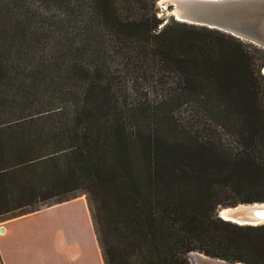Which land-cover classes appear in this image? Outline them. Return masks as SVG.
I'll return each mask as SVG.
<instances>
[{
  "label": "trees",
  "instance_id": "1",
  "mask_svg": "<svg viewBox=\"0 0 264 264\" xmlns=\"http://www.w3.org/2000/svg\"><path fill=\"white\" fill-rule=\"evenodd\" d=\"M43 3L0 0V215L83 189L104 264H264V222L216 214L264 201V48L156 0Z\"/></svg>",
  "mask_w": 264,
  "mask_h": 264
},
{
  "label": "crops",
  "instance_id": "2",
  "mask_svg": "<svg viewBox=\"0 0 264 264\" xmlns=\"http://www.w3.org/2000/svg\"><path fill=\"white\" fill-rule=\"evenodd\" d=\"M47 214L52 219L41 221ZM0 227H3L0 231V264H26L25 256L43 246L46 237L65 247L60 246L66 251L65 264H89V261L104 264L90 211L82 196L5 218L0 220Z\"/></svg>",
  "mask_w": 264,
  "mask_h": 264
},
{
  "label": "water",
  "instance_id": "3",
  "mask_svg": "<svg viewBox=\"0 0 264 264\" xmlns=\"http://www.w3.org/2000/svg\"><path fill=\"white\" fill-rule=\"evenodd\" d=\"M176 20L205 25L228 32L242 40L264 48V0H156ZM261 71L264 73V65ZM257 202L219 205L216 214L238 224L250 223L257 213L264 212ZM261 222L264 217L259 216ZM260 222V223H261ZM3 227H0V231ZM189 264H244L205 254L197 249L186 252Z\"/></svg>",
  "mask_w": 264,
  "mask_h": 264
},
{
  "label": "rangeland",
  "instance_id": "4",
  "mask_svg": "<svg viewBox=\"0 0 264 264\" xmlns=\"http://www.w3.org/2000/svg\"><path fill=\"white\" fill-rule=\"evenodd\" d=\"M32 1H33L34 4L41 5L42 7H44L43 0H32ZM156 4L159 7V14L162 17L171 16V15L166 13V9L161 8L157 2H156ZM52 10H54V8H52ZM52 13H54V12L52 11ZM262 66H261V69H262ZM263 75H264V73H263ZM147 88L148 87L144 85V89L149 90ZM135 93L136 92L134 90L130 91L129 92L130 98H133ZM213 127H215V126L212 125V129H214V131H217L218 133H221L226 140L232 141V143H236V141H235L236 136L232 135L229 130H226V129L225 130L224 129L220 130L219 127H217V128H213ZM207 132H209V129H207V128H199V134L204 135ZM247 194H249V191L241 190V191H238V192H229L227 196H228L229 199H233V198L243 197V196H245ZM74 196H82V197H84L86 199L85 191L83 189H77V190H74V191H71L69 193L63 194L60 197H56V198L51 199V200L37 202V203L31 204V205H27V206H24V207H21V208L14 209V210H12L10 212H7V213H4V214H1L0 215V220H3L5 218L11 217V216H15V215H18V214H23V213H26V212H30V211H32L34 209L36 210V209L45 207V206L51 204L52 202H54V201H56L58 199H67V198L69 199V198H72ZM262 202H264V201H262ZM219 205H221V204H219ZM43 216H45V217H42L41 221H47L51 217L50 214L43 215ZM50 219H52V218H50ZM263 222H261V223H263ZM46 239H47V241H45V239L42 241V245L43 246H40V248H38L37 250L33 249L34 250L33 254H30L27 257L25 256L24 260H26V264H65L67 256H65L66 255L65 254L66 251L63 250V249L61 250V248H65V247L62 246V243H59V242L57 243V241L55 239H51L50 240V237H46ZM60 246H61V248H60ZM87 250H88V248H87ZM53 253H54V255H53ZM88 263L92 264L91 261H89ZM243 263L246 264L245 262H243Z\"/></svg>",
  "mask_w": 264,
  "mask_h": 264
},
{
  "label": "bare ground",
  "instance_id": "5",
  "mask_svg": "<svg viewBox=\"0 0 264 264\" xmlns=\"http://www.w3.org/2000/svg\"><path fill=\"white\" fill-rule=\"evenodd\" d=\"M256 205H257L258 207H263V208H264V203L261 204V202H257ZM258 217H259V216H257V217H253L252 220L250 221V223H253V224H258V223H260L261 221H260V219H258ZM253 224H252V225H253Z\"/></svg>",
  "mask_w": 264,
  "mask_h": 264
},
{
  "label": "snow or ice",
  "instance_id": "6",
  "mask_svg": "<svg viewBox=\"0 0 264 264\" xmlns=\"http://www.w3.org/2000/svg\"><path fill=\"white\" fill-rule=\"evenodd\" d=\"M257 215L264 217V212H259V213H257Z\"/></svg>",
  "mask_w": 264,
  "mask_h": 264
}]
</instances>
